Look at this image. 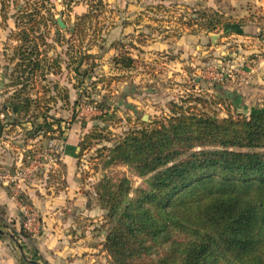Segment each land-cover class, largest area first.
<instances>
[{
  "label": "rangeland",
  "instance_id": "1",
  "mask_svg": "<svg viewBox=\"0 0 264 264\" xmlns=\"http://www.w3.org/2000/svg\"><path fill=\"white\" fill-rule=\"evenodd\" d=\"M169 1L172 7L163 3L155 6L157 17L152 12H141L138 17L144 28L152 24L157 29L170 27L191 9V16L182 21L188 29L197 25L199 30L198 12L203 8L193 11L192 0ZM111 6L108 0H0V55L11 75L7 99L16 96L14 103L20 109L19 114L5 117L6 122L18 123L13 136V128L10 129L11 137L18 136L16 144L30 152L38 146L44 148L54 137L65 140L66 151L68 135L77 138L81 191L87 201L83 210L70 212L68 216L76 220L68 223L69 230L77 236L73 241L84 250L72 258L75 264H115L105 246L107 235L115 225L105 207L106 194L119 197L118 185L126 179L124 191L134 198L140 189L148 187L154 175L141 176L132 165L115 158L116 147L128 134L190 111L187 108L202 109L217 119L247 117L264 109V50L260 42L251 44V48L247 46L237 61L233 46H228L231 41H220L224 51L221 56L227 66L217 69L216 80L203 77L210 74L213 64L204 65L202 75L191 71L184 76L179 69L165 65L169 61L166 53L149 61L150 65L135 59L132 68H124L116 60L121 54L134 59L135 37L127 36L109 45L104 43L106 32L119 17ZM215 11L226 17L220 10ZM251 17L253 23L264 24L261 9H256ZM261 30L255 33L261 35L260 39L264 34ZM147 34L144 29L138 41ZM238 62L241 64L238 70L229 67ZM168 63L173 67V60ZM187 65L179 67L185 70ZM23 70L25 75L18 77ZM133 70L149 75L143 89L154 93L155 88L163 87L154 94L159 100L150 106L140 104L133 96L135 89L130 85ZM197 77L202 81H196ZM122 80L127 85L121 93L118 86ZM17 84L19 88L24 86L19 94ZM194 98H203L208 103L199 104ZM45 122L51 124L50 131L48 127L39 129ZM82 212H86L84 217ZM162 251L156 248L143 258L147 261Z\"/></svg>",
  "mask_w": 264,
  "mask_h": 264
},
{
  "label": "trees",
  "instance_id": "2",
  "mask_svg": "<svg viewBox=\"0 0 264 264\" xmlns=\"http://www.w3.org/2000/svg\"><path fill=\"white\" fill-rule=\"evenodd\" d=\"M198 14L200 30L244 34L243 20L209 8ZM126 57L116 63L132 68L136 60ZM15 87L19 94L24 86ZM15 98L6 100L7 118L19 114ZM187 109L128 134L116 147L115 158L141 176L154 175L134 198L124 191L126 179L119 197L106 194L115 223L106 249L115 264H264V109L228 119ZM46 123L39 129L50 131ZM156 248L163 251L146 261Z\"/></svg>",
  "mask_w": 264,
  "mask_h": 264
},
{
  "label": "crops",
  "instance_id": "3",
  "mask_svg": "<svg viewBox=\"0 0 264 264\" xmlns=\"http://www.w3.org/2000/svg\"><path fill=\"white\" fill-rule=\"evenodd\" d=\"M112 4V8L116 9L115 23L109 28L105 34L104 43L109 45L113 41L123 40L128 37H135L134 59L142 60L145 65H150L149 61L158 58V55L166 53L169 61L165 65L170 68L179 69L184 76L191 74L202 75L203 67L206 64L212 65L209 68L210 74H205L203 77H210L216 80L217 69L227 66L224 64L222 47L219 46L220 41H231L229 45L234 48V56L242 58L247 46L256 45L260 42L264 50V34L262 38L260 34H255L256 31H264L263 23H253L254 17L251 14L257 9L262 10L264 15V0H192L193 11L198 9L209 8L220 10L225 14L226 18L234 20H243L242 29L243 35L231 33H206L203 30H197V25L192 29H188L186 16L190 17L191 9L184 13L185 16L178 23L174 22L170 27L155 28V24L144 28L140 23L142 11L152 12L153 17H157L156 5L163 3L168 5L172 2L169 0H108ZM186 1V0H184ZM182 3L181 1L179 2ZM180 8L183 7L180 5ZM253 9V10H252ZM260 12V11H259ZM156 13V14H155ZM252 18V19H251ZM254 26H251V25ZM145 26V25H144ZM147 30L148 34L145 39L138 41V35ZM175 31V32H174ZM173 32L176 34L174 35ZM264 33V32H263ZM259 36V37H258ZM252 46V48L254 47ZM236 60L234 61V63ZM189 66H188V65ZM187 65V69L183 67ZM215 65V66H214ZM238 64L230 65L231 69L238 70ZM215 67V68H214ZM168 68V69H170ZM123 73V72H122ZM133 73V74H132ZM130 85L133 96L145 106L153 104L159 97H155V93L163 90V87L155 88L156 90H145L143 85L147 84L148 74L133 70ZM182 75V76H183ZM58 77H56L57 80ZM10 69L0 55V116L5 114L7 109L6 99L9 94L7 85L10 83ZM53 79V78H51ZM202 81V78L197 77L196 81ZM127 85L126 81L122 80L118 88L123 92V88ZM67 87L71 88L67 83ZM145 87V86H144ZM152 91V92H151ZM150 106V105H149ZM9 117V115H7ZM10 125V124H9ZM1 130L4 139L6 137L13 148L6 146L2 147V159L4 162H11L16 156V149L19 147L17 137H11L15 134V128ZM11 129V130H10ZM77 138L68 135L67 148L62 157L60 168L56 173L51 174L47 179L44 176L37 178L35 182L28 184L26 187V199L34 204L40 213V230L36 234L27 235L22 231V216L18 200L13 196L12 192L5 187L0 186V264H75L72 258L83 253V248L74 243L77 238L75 233L69 230L68 223L76 222V220L68 217L70 212L81 211L86 205V198L82 193L81 182L79 178L78 159L76 151ZM82 217L86 212L81 213ZM73 227V226H72Z\"/></svg>",
  "mask_w": 264,
  "mask_h": 264
},
{
  "label": "built area",
  "instance_id": "4",
  "mask_svg": "<svg viewBox=\"0 0 264 264\" xmlns=\"http://www.w3.org/2000/svg\"><path fill=\"white\" fill-rule=\"evenodd\" d=\"M5 115L0 116L1 130L10 128L6 124ZM0 130V131H1ZM66 142L62 137H54L47 141L44 148H14L16 156L13 161L4 162L2 147L13 148L0 133V186L8 188L18 200L22 216V231L27 235L36 234L40 230V213L36 206L26 199V187L40 176H50L57 172L65 153Z\"/></svg>",
  "mask_w": 264,
  "mask_h": 264
},
{
  "label": "water",
  "instance_id": "5",
  "mask_svg": "<svg viewBox=\"0 0 264 264\" xmlns=\"http://www.w3.org/2000/svg\"><path fill=\"white\" fill-rule=\"evenodd\" d=\"M58 23H59V25H61L62 27H64V24H63V22H62L61 19H58Z\"/></svg>",
  "mask_w": 264,
  "mask_h": 264
}]
</instances>
